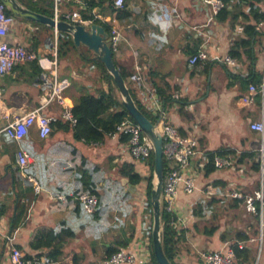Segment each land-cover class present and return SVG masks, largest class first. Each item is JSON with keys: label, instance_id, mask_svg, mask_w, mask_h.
I'll list each match as a JSON object with an SVG mask.
<instances>
[{"label": "crops", "instance_id": "obj_1", "mask_svg": "<svg viewBox=\"0 0 264 264\" xmlns=\"http://www.w3.org/2000/svg\"><path fill=\"white\" fill-rule=\"evenodd\" d=\"M114 1L95 0L100 5L90 14L120 34L113 59L127 77L125 84L132 100L157 120L175 126L182 135L194 136L203 153L195 160L202 166L195 192L191 196L180 194L176 202L182 224L178 236L182 235L174 263L203 264L202 254L218 251L226 243L232 245L222 215L211 218L212 205L222 208L225 215L244 212L249 222L233 235L248 237L247 242L240 243L255 256V247L249 244L258 234V219L246 213L231 194L248 196L259 185V170L254 166L259 163L257 145L261 137L250 124L264 122V88L260 89L264 36L253 46V66L246 57L228 65L223 60L234 40L243 37V30L238 32L241 26L230 20L218 21L200 0H123L122 8L112 9ZM259 7L264 14L263 0ZM61 9L81 14L87 10L86 0H65ZM258 31L264 32V22ZM48 38L42 28L17 20L0 41L40 54ZM194 50L205 51L209 60L189 66L188 52ZM62 61L69 66H63ZM68 61H58L57 78L68 81L63 98L64 107L71 109L73 98L95 93L100 84L93 66L72 67ZM46 73L38 64H24L0 81V117H7L0 118V264H11L12 247L26 256L40 257L45 264H103L111 252L121 248L142 254L144 246L149 247L148 212L141 186L130 184L123 172L131 167L139 172L144 164L131 158L122 136H110L103 143L74 140L71 128L62 129L67 121L61 117L63 106L56 102L41 111L61 124L48 138L40 139L35 126L19 142L3 131L8 121L43 106L46 92L42 86L46 82L42 77ZM136 73L141 74L140 85L130 80ZM255 76L260 77L259 83L249 86H255L258 93L245 104L242 99L249 87L241 86L235 78L248 81ZM158 92L171 97L168 104L160 100ZM19 150L28 155L24 170L16 162ZM218 153H231L224 157L231 158L232 165L214 167L206 176L208 156ZM251 154L253 158L246 157ZM88 189L98 200L93 214L84 212L74 198L89 193ZM57 195L64 199L56 200ZM210 228H216L213 235L206 234ZM46 243L49 245L44 247ZM258 259L255 264H264V238Z\"/></svg>", "mask_w": 264, "mask_h": 264}, {"label": "built area", "instance_id": "obj_2", "mask_svg": "<svg viewBox=\"0 0 264 264\" xmlns=\"http://www.w3.org/2000/svg\"><path fill=\"white\" fill-rule=\"evenodd\" d=\"M65 0H52L53 15L55 21H65L75 25L90 26L92 23L82 18L79 12L62 11L61 6ZM202 4L208 7L213 16L224 8L222 0H200ZM264 1V0H263ZM114 7L122 8L124 6L123 0H115ZM7 7L0 1V38H3L14 26L17 18L12 14H6ZM242 28H238V32H242ZM109 46L113 53L117 50L120 43V34L115 28L110 27L109 31ZM43 51L38 54L28 51L26 48L18 45H9L0 41V81L1 79L10 74L12 70L19 65L31 64L37 62L39 66L48 72V75H43L45 85L43 84L42 90L45 93V100L43 106L29 112H23L18 118L8 121L3 131L11 140L19 142L23 140L32 127H36L38 136L44 140L49 137L52 132V124L56 122L55 118L45 116L41 113L43 108L56 102L63 106L61 117L67 121L71 126H74L76 120L71 114V109L64 107L63 92L68 88L67 80H59L57 78V34L54 33L53 38H48L45 41ZM209 57L205 51H198L195 55L189 57V66H195L198 62H207ZM218 60V58H213ZM228 65H233L234 60L229 56L223 60ZM130 80L136 85L142 83L141 74L136 73ZM264 88V61L262 66V85L260 89ZM258 93L255 86H249V91L246 97L242 100L245 104H250L253 97ZM2 99V89L0 87V102ZM159 115V114H157ZM4 120L6 116H2ZM250 129L261 137V147L258 150L259 154V185L258 188L248 196H243L240 193H233L231 197L241 202L243 209L246 213L258 217L259 230L257 238L251 240L254 242L258 240L260 245L264 238V122H253L250 124ZM158 132L162 138V155L165 162L163 173V185L160 196V211L163 210L171 215L169 224L178 233L180 227V215L177 211V200L180 194L191 196L196 190V176L198 168L201 165H196L195 160L203 155L199 149L197 139L191 135H182L178 129L164 121L159 122ZM112 137L126 136L128 138V151L131 158L139 163H147L149 157L153 152L151 142L143 135L140 128L128 120H124L116 126L115 132ZM16 162L20 170H24L28 163V155L19 150L16 153ZM232 165L231 158L214 156L213 166L216 169L230 167ZM153 187L155 181L152 182ZM38 188L36 187V190ZM81 205L87 214H93L98 206V200L94 194L81 193L74 197ZM56 200L61 201L64 196L57 195ZM192 210L190 209V214ZM242 248V244L238 243ZM149 247L144 246L142 254L130 252L126 249H118L109 255L103 264H149L151 255ZM9 259L11 264H45L44 261L37 256H26L20 250L11 248L9 250ZM201 259L203 264H238L235 258L234 251L228 243L218 251H210L202 254Z\"/></svg>", "mask_w": 264, "mask_h": 264}, {"label": "trees", "instance_id": "obj_3", "mask_svg": "<svg viewBox=\"0 0 264 264\" xmlns=\"http://www.w3.org/2000/svg\"><path fill=\"white\" fill-rule=\"evenodd\" d=\"M15 1L31 12L47 17H52V0ZM222 2L224 3V8L218 13L216 19L218 21L230 20L233 25L239 24L243 29V37H239L234 40L233 45L228 52V55L231 59L238 62L241 61L243 57H246L250 62L249 66H253L256 60L253 46L255 45L258 37L264 36V32L258 31V25L264 22V14L261 12L259 7L261 0H222ZM86 5L87 10L81 12L82 18L86 21H90L92 24L101 25L105 29V31L109 33L110 28L107 26V24L98 20L90 14V11L99 6L100 2H95V0H86ZM111 8L113 9L114 5H111ZM6 14L11 13L9 11H6ZM33 24L38 26L39 28H42L45 35L53 38L54 34L51 28L35 23ZM70 52H74L75 56L76 54H78V57L81 60L83 66H93L97 70L100 88L96 89L95 93L85 92L78 97L73 98V107L71 108V114L76 120V123L74 126H71L67 122L65 127H62V129L68 130L71 128L73 139L76 141H83L86 143H103L115 132L116 126L121 122H123L124 120H128L133 124L134 122L125 111L120 95L114 85L113 78L106 71L104 65L101 62L93 59L92 55L89 52L85 50H77L73 46L72 40L69 36L62 33H57L58 61L66 59ZM196 53L197 51L194 50L188 52V55L189 57H191ZM33 64L37 65V62H33ZM207 66L210 65L207 64ZM118 71L125 81L127 78L126 75L122 71ZM250 77H253L252 69ZM235 79L240 80L241 86L246 88L249 87L250 84H257L260 81V77L258 76H255L254 79L248 78V81H246L245 79L242 80L241 78ZM157 94L162 102H164L165 104L169 103L171 99L170 96H165L159 92ZM135 104L137 108L152 123L157 121L158 117L152 116L151 114L147 113L139 103L136 102ZM60 125L61 124L59 123H53L52 129L55 128V126L59 127ZM127 140L128 138L126 136L121 137L122 142H127ZM228 154L231 153H218L217 155L210 154L208 156L207 164L204 167L205 175L207 176L215 170L213 166L214 156L224 157ZM246 157L253 158L254 154L247 155ZM153 166L154 158L152 153L147 163H145L144 166L140 167L139 172H135L132 167L127 169L128 171L123 172V174L128 177L130 184L141 186V193L144 200L145 211L150 215L148 240L149 249L151 252V260L149 264H156L151 244L152 209L150 202L151 192L153 189ZM165 166L166 165L164 162V168ZM254 168L256 171H258L259 163L255 164ZM88 192L89 194H93V191L91 189H88ZM170 218L171 215L166 213L162 208V210L160 211V240L162 249L170 264H175L174 257L176 254V244L180 240L182 234L178 236V233L175 231V229L170 226ZM256 218L258 219V217ZM215 231L216 228H210L206 231V234L213 235ZM53 235L54 234H51V236L54 238L55 235ZM248 240V237L237 234L234 244L231 245L238 264H253L255 261V256L252 255L249 249H247L246 247L240 248L238 246V243H245ZM48 245L49 243H46V245L43 246L47 247ZM127 245L128 243H125L123 246L126 247ZM34 247L38 248L40 247V245H34ZM114 252H111L109 255Z\"/></svg>", "mask_w": 264, "mask_h": 264}, {"label": "water", "instance_id": "obj_4", "mask_svg": "<svg viewBox=\"0 0 264 264\" xmlns=\"http://www.w3.org/2000/svg\"><path fill=\"white\" fill-rule=\"evenodd\" d=\"M8 11L17 19L28 21L51 28L54 33H62L70 37L73 46L77 50H85L92 55V58L101 62L106 71L113 78L114 85L120 95L122 105L128 116L133 120L142 131L143 135L151 142L153 147V178L155 186L151 192L152 209V229L151 244L156 264H170L164 255L160 240L161 222H160V196L163 185L164 161L162 153V138L158 132L160 120L152 123L137 108L135 102L129 93L119 71L114 65L113 51L109 46V33L98 24L90 26L70 24L65 21H55L52 17H47L27 10L18 4L15 0H0Z\"/></svg>", "mask_w": 264, "mask_h": 264}, {"label": "rangeland", "instance_id": "obj_5", "mask_svg": "<svg viewBox=\"0 0 264 264\" xmlns=\"http://www.w3.org/2000/svg\"><path fill=\"white\" fill-rule=\"evenodd\" d=\"M17 20L20 21L19 19H17ZM66 58L69 59L68 63L71 64L70 66H72V67L80 66L82 64L81 60L78 57V54H76V56H75L74 52H70ZM65 62H66V60H65ZM65 62L62 61L63 66H69V65H67V63L65 64ZM260 147H261V144L257 145V153H258V150L260 149ZM154 181H155V179L153 178V182ZM254 188H256V186ZM215 206L212 205V209L209 210V214H210L211 218L222 215L224 221L226 222L225 227L228 231H230V233H228V235H230V238L228 241L231 243L233 241L232 244H234V242H235L234 241L235 235H233L234 231L235 232L241 231L244 228V226L249 222L248 217H245L244 212L242 210L241 211L238 210V211H235L232 213L227 212L225 215L224 213H222L223 212L222 208L218 207L217 205H215ZM147 222H149L148 224H150L149 213L147 216ZM250 236L254 237V234H252ZM255 238H257V236H255ZM255 238H253V239H255ZM262 244H263V241L260 245V242L258 240L254 241V243H252V244H249V245H253L255 247V261L253 264H255L256 260L259 258V253H260V250L262 248ZM258 260H260V259H258Z\"/></svg>", "mask_w": 264, "mask_h": 264}]
</instances>
